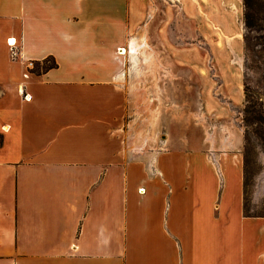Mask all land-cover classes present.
<instances>
[{"label":"crops","instance_id":"1","mask_svg":"<svg viewBox=\"0 0 264 264\" xmlns=\"http://www.w3.org/2000/svg\"><path fill=\"white\" fill-rule=\"evenodd\" d=\"M242 12V0H0V264H264V216L242 213L232 115ZM183 23L211 39L223 100L198 74L209 122L196 139L164 121L142 143L126 130L141 108L129 46L188 50L173 39ZM232 34L230 56L216 36ZM48 56L56 67L29 71ZM175 60L150 62L190 66Z\"/></svg>","mask_w":264,"mask_h":264},{"label":"rangeland","instance_id":"2","mask_svg":"<svg viewBox=\"0 0 264 264\" xmlns=\"http://www.w3.org/2000/svg\"><path fill=\"white\" fill-rule=\"evenodd\" d=\"M243 22V21H242ZM179 28L174 26L173 39L174 43H181L184 47L188 44V50H172L170 52H150L148 45H143L142 50L136 49L133 62L128 61L125 76L127 85L137 86L141 90L140 110L126 118V130L132 135L139 138L140 141L146 142L154 131L155 124L161 125L167 121L171 128L173 138L181 136L183 138L196 139L197 122L207 124L209 122V113L202 114V101L197 95L200 85L202 84L197 76L205 78V91H211L213 97L219 101L223 100L222 87L217 82V73L212 67V52L209 49L211 39L202 35H196L192 32L191 23L188 27L182 24L181 35ZM244 27L237 36L239 42V64L242 70V95L241 105L236 111L232 112L235 123L242 132L243 145L245 125L243 122V110L245 104L250 100L256 106L264 109V47L255 45V40L248 41V49L244 42ZM254 37L255 32H253ZM217 42L219 45L230 44V56L234 55V34L219 35ZM257 41V39H256ZM17 49L14 50V54ZM130 55V56H131ZM131 58V57H130ZM138 58L140 61H137ZM149 58H156L162 64L166 61L175 59H188L190 66L180 67L178 65L152 66ZM132 60V59H131ZM47 64L49 62H46ZM32 65H30V68ZM199 74V75H198ZM212 79L213 81L209 80ZM155 80L158 82L155 84ZM166 83H165V82ZM198 81V82H197ZM157 85L159 88H157ZM158 97L151 98L153 91ZM156 103V104H155ZM154 107H157L155 109ZM153 111V115H151ZM256 124H254V127ZM182 127H187L188 130ZM181 128V129H180ZM250 130V128L248 129ZM159 133V131H158ZM249 143L251 147L252 162L250 163V178L248 186L247 202L250 207V213H264V146L256 139L255 135L249 134ZM243 148V147H242ZM243 151V149H242Z\"/></svg>","mask_w":264,"mask_h":264},{"label":"trees","instance_id":"3","mask_svg":"<svg viewBox=\"0 0 264 264\" xmlns=\"http://www.w3.org/2000/svg\"><path fill=\"white\" fill-rule=\"evenodd\" d=\"M242 6V23L245 31L244 42L246 49H248V41L250 42L253 39L255 40V45H262L264 47V0H242ZM253 32L257 34L254 37L251 35ZM46 62L49 63L47 64ZM31 65L32 67L29 68V71L34 74H40L56 67L55 60L52 56H48L41 61H34ZM243 122L246 129L242 151V213L244 216H264V213H250V207L247 202L249 174H251L250 163L253 159L250 156L253 153L249 143V134L255 135L259 143L264 146V109L256 106L255 103L249 100L244 106ZM254 124H256L255 127ZM249 128L250 130H248Z\"/></svg>","mask_w":264,"mask_h":264},{"label":"built area","instance_id":"4","mask_svg":"<svg viewBox=\"0 0 264 264\" xmlns=\"http://www.w3.org/2000/svg\"><path fill=\"white\" fill-rule=\"evenodd\" d=\"M10 41H12V42H10ZM6 43H7V45L9 46V47H11L12 49L15 47V45H16V40H15V38H8L7 40H6ZM13 52V51H12ZM120 52H122V49L120 50Z\"/></svg>","mask_w":264,"mask_h":264},{"label":"bare ground","instance_id":"5","mask_svg":"<svg viewBox=\"0 0 264 264\" xmlns=\"http://www.w3.org/2000/svg\"><path fill=\"white\" fill-rule=\"evenodd\" d=\"M10 42H12V41H10ZM137 47H138V46L135 45V44H133V43H131L130 46H129V49H130L132 55H134V56H135V54H136V49H137ZM123 52H124V51H123Z\"/></svg>","mask_w":264,"mask_h":264}]
</instances>
